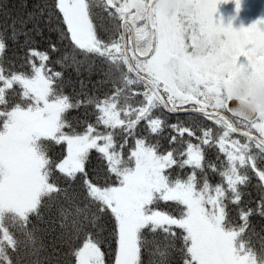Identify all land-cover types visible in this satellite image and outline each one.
Listing matches in <instances>:
<instances>
[{
  "label": "snow or ice",
  "instance_id": "snow-or-ice-1",
  "mask_svg": "<svg viewBox=\"0 0 264 264\" xmlns=\"http://www.w3.org/2000/svg\"><path fill=\"white\" fill-rule=\"evenodd\" d=\"M228 2L0 0V264H264V112L232 99L264 86V19L225 26ZM96 61L102 90L67 93L56 66Z\"/></svg>",
  "mask_w": 264,
  "mask_h": 264
},
{
  "label": "trees",
  "instance_id": "trees-1",
  "mask_svg": "<svg viewBox=\"0 0 264 264\" xmlns=\"http://www.w3.org/2000/svg\"><path fill=\"white\" fill-rule=\"evenodd\" d=\"M15 2V0H13ZM38 2V0H29V3H35ZM100 19L94 20V23L98 25H102L105 28H110L112 26V22L107 18V15L104 13H101ZM3 21L0 20V24H2ZM51 36L53 40L56 39V33H49L47 29L45 30V37L42 39L40 37H37V44H38V49L43 50L47 47V37ZM21 43H23V37H21ZM15 52V55L13 52H9L8 55L11 59H16V56L23 55V52L20 50L18 45L12 46ZM71 51L70 48L67 47V42H64V45L61 46V54L64 53V51ZM17 65H19V60H16ZM57 71H63L65 75V79L67 81H70L69 83H66L65 85V91L69 94H72L73 88L76 89V91H80L81 85L80 81L82 80L84 82V87L87 91L90 93L93 92L96 88H100L102 90V86L98 83L99 81H102L104 79L103 76V71L105 70V66L100 62L96 61L95 62V67L92 69L91 73L88 71L87 65L81 66L80 68V73L79 75L77 74L75 68L69 67V68H61L60 65L56 66ZM185 116H188L189 119H195L198 122H200L203 125H211V121L206 120L203 116L199 114H183ZM71 117L73 118H79V119H84V109H79L71 113ZM91 119V117H89ZM172 122H175V117L170 118ZM254 134L258 135V133ZM233 138H239L243 140L242 137H239L235 134H233ZM59 146L53 147L52 151L53 154L55 155L57 152ZM217 150H212V152L209 153L210 156H213ZM98 164L102 167V162H98ZM213 179H218V177H213ZM256 183L255 178L253 179V184ZM253 192V197L255 198V189L252 188L250 189ZM253 206L254 205H250ZM53 219H57L58 217L56 216L55 211L52 212L51 217ZM240 223H243L240 221ZM41 228H48V225H40ZM59 232V228L56 229V232H41L39 233L40 237L42 238L43 244L46 246L47 251L51 252L52 250V241L53 238L57 235ZM249 238L251 240V243L259 248L260 244L262 241H264V217L260 216L259 214H253L249 218Z\"/></svg>",
  "mask_w": 264,
  "mask_h": 264
},
{
  "label": "rangeland",
  "instance_id": "rangeland-1",
  "mask_svg": "<svg viewBox=\"0 0 264 264\" xmlns=\"http://www.w3.org/2000/svg\"><path fill=\"white\" fill-rule=\"evenodd\" d=\"M170 0H160L162 8L168 7ZM217 20H222L224 25H232L233 28L250 27L260 19H264V0H242L240 11L237 12L236 4L229 0L228 3H221L216 14ZM241 62H245L242 58ZM147 260V256H145Z\"/></svg>",
  "mask_w": 264,
  "mask_h": 264
},
{
  "label": "clouds",
  "instance_id": "clouds-1",
  "mask_svg": "<svg viewBox=\"0 0 264 264\" xmlns=\"http://www.w3.org/2000/svg\"><path fill=\"white\" fill-rule=\"evenodd\" d=\"M184 0H170L168 5L169 11H176L183 8ZM238 104L244 102V107L248 112L251 113H261L264 112V86H253L250 94V98L245 101L244 94L237 90L233 97Z\"/></svg>",
  "mask_w": 264,
  "mask_h": 264
},
{
  "label": "water",
  "instance_id": "water-1",
  "mask_svg": "<svg viewBox=\"0 0 264 264\" xmlns=\"http://www.w3.org/2000/svg\"><path fill=\"white\" fill-rule=\"evenodd\" d=\"M193 114H197V113H193ZM230 115V114H229ZM235 135H237V136H239L238 134H235ZM255 135V134H254ZM240 137V136H239Z\"/></svg>",
  "mask_w": 264,
  "mask_h": 264
}]
</instances>
